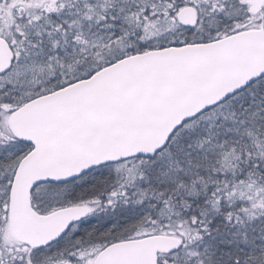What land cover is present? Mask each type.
<instances>
[{
  "label": "snow or ice",
  "instance_id": "1",
  "mask_svg": "<svg viewBox=\"0 0 264 264\" xmlns=\"http://www.w3.org/2000/svg\"><path fill=\"white\" fill-rule=\"evenodd\" d=\"M0 264H264V0H0Z\"/></svg>",
  "mask_w": 264,
  "mask_h": 264
}]
</instances>
